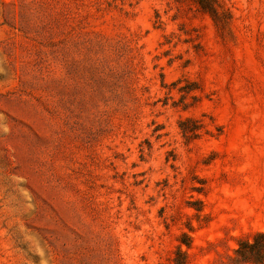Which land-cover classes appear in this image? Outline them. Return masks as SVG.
Instances as JSON below:
<instances>
[{"label": "rangeland", "instance_id": "1", "mask_svg": "<svg viewBox=\"0 0 264 264\" xmlns=\"http://www.w3.org/2000/svg\"><path fill=\"white\" fill-rule=\"evenodd\" d=\"M0 0V264H233L264 233V0Z\"/></svg>", "mask_w": 264, "mask_h": 264}, {"label": "trees", "instance_id": "2", "mask_svg": "<svg viewBox=\"0 0 264 264\" xmlns=\"http://www.w3.org/2000/svg\"><path fill=\"white\" fill-rule=\"evenodd\" d=\"M205 9L211 10V0H195ZM233 264H264V233H257L252 241H243L235 251Z\"/></svg>", "mask_w": 264, "mask_h": 264}]
</instances>
